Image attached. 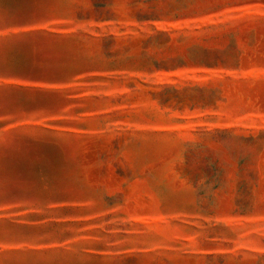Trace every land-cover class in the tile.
I'll use <instances>...</instances> for the list:
<instances>
[{"label": "rangeland", "instance_id": "1", "mask_svg": "<svg viewBox=\"0 0 264 264\" xmlns=\"http://www.w3.org/2000/svg\"><path fill=\"white\" fill-rule=\"evenodd\" d=\"M0 264H264V0H0Z\"/></svg>", "mask_w": 264, "mask_h": 264}]
</instances>
